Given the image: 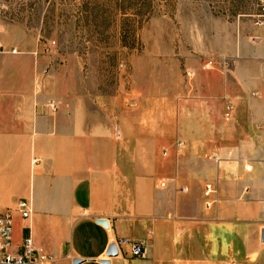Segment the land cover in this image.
Masks as SVG:
<instances>
[{
  "label": "crops",
  "instance_id": "1",
  "mask_svg": "<svg viewBox=\"0 0 264 264\" xmlns=\"http://www.w3.org/2000/svg\"><path fill=\"white\" fill-rule=\"evenodd\" d=\"M180 34L151 50L173 79L112 95L55 93L38 86L45 62H0V213L28 203L14 250L29 237L54 264H264V40ZM120 240L142 256L107 257Z\"/></svg>",
  "mask_w": 264,
  "mask_h": 264
},
{
  "label": "rangeland",
  "instance_id": "2",
  "mask_svg": "<svg viewBox=\"0 0 264 264\" xmlns=\"http://www.w3.org/2000/svg\"><path fill=\"white\" fill-rule=\"evenodd\" d=\"M182 28L190 29L191 46L203 34L211 45L241 38L259 45L264 0H0V62H45L38 86L46 83L55 93L112 95L132 89L135 80L144 90L154 87L150 77L174 78L170 66L151 60V50L181 41V34L173 36ZM30 50L38 51L35 57ZM220 67L225 78L229 61Z\"/></svg>",
  "mask_w": 264,
  "mask_h": 264
},
{
  "label": "built area",
  "instance_id": "3",
  "mask_svg": "<svg viewBox=\"0 0 264 264\" xmlns=\"http://www.w3.org/2000/svg\"><path fill=\"white\" fill-rule=\"evenodd\" d=\"M229 109H231L229 107ZM115 136L120 137L119 130H115ZM180 146V144H179ZM215 159L214 156L211 157ZM37 160H33L32 165H36ZM248 170V169H247ZM204 201L206 208H212L218 203L215 187L207 184L204 187ZM28 203L26 200L17 202L13 210L0 213V264H54V259L50 256L39 253L32 245L29 237L24 238L16 250L13 249L12 242V220L13 215L27 216ZM117 252L121 246H127L133 257L142 256V248L138 243H131L120 240L115 243Z\"/></svg>",
  "mask_w": 264,
  "mask_h": 264
},
{
  "label": "water",
  "instance_id": "4",
  "mask_svg": "<svg viewBox=\"0 0 264 264\" xmlns=\"http://www.w3.org/2000/svg\"><path fill=\"white\" fill-rule=\"evenodd\" d=\"M98 224H100V225H104L105 226V223L104 222H98ZM261 241H262V243H264V231H263V233H262V238H261ZM117 250H116V248H115V246H110L109 247V249L107 250V252H106V256L107 257H115L116 255H117ZM102 264H108V262H106V261H103V262H101ZM72 264H81V261H79V260H75V261H73L72 262Z\"/></svg>",
  "mask_w": 264,
  "mask_h": 264
},
{
  "label": "trees",
  "instance_id": "5",
  "mask_svg": "<svg viewBox=\"0 0 264 264\" xmlns=\"http://www.w3.org/2000/svg\"><path fill=\"white\" fill-rule=\"evenodd\" d=\"M122 45H123V47H125V44H124V41L122 40Z\"/></svg>",
  "mask_w": 264,
  "mask_h": 264
}]
</instances>
